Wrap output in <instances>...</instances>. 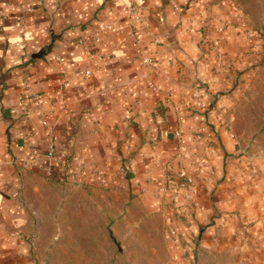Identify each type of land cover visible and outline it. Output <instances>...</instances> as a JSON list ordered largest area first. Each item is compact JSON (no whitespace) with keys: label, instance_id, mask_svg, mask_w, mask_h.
Instances as JSON below:
<instances>
[{"label":"crops","instance_id":"1","mask_svg":"<svg viewBox=\"0 0 264 264\" xmlns=\"http://www.w3.org/2000/svg\"><path fill=\"white\" fill-rule=\"evenodd\" d=\"M140 1L0 0V264H36L29 239L23 234L26 225L17 194L26 172L44 175L49 137L48 129L41 126V117L51 125L59 155L70 152L71 165L78 168L77 175L72 177L65 167H55L48 179L108 175L115 179L120 160L133 164L147 153L158 159L168 155L167 133L170 130L173 134L177 125L167 126L162 112H167L174 92L180 96L181 89H185L183 84L189 80L180 73L183 65L188 67L187 62H191L186 52L195 48L189 38L195 36H187L189 31L183 29L182 23L192 18L191 8L183 11L181 4L185 5L187 0H144L143 40L156 63L149 78H143L139 60L132 53L127 11L128 5ZM103 24L110 28L104 30ZM87 35L95 36V44L108 54L105 59H87L76 43L79 37ZM154 37L160 44L153 43ZM47 45H51L47 55L32 57ZM170 49L175 52L177 63L169 64ZM54 54L71 57L72 62L59 64L53 60ZM86 69H91L90 76L84 75ZM25 75L30 78L31 90L40 95V103L23 109L18 97ZM60 78L65 81L64 106L54 92ZM150 83L158 89L152 90ZM181 105L182 102H175L176 107ZM206 113L213 115L211 110ZM182 119L179 121L183 125L178 126L183 141L181 153L206 161L203 172L207 194L214 195L216 191L215 174L223 178L222 184H227L236 167L239 172L235 191L240 195V243L234 242L233 218L212 217L213 223H209L204 219L205 211L213 216L214 202L204 203L197 198L196 218L203 227L196 239L197 257L206 258L203 264H214L221 240L217 251L224 253L223 264H264V161L253 156H231L235 145L224 125H206L205 120L184 125ZM218 144L222 147L217 148ZM172 146L175 150L176 145ZM219 159L220 170L215 168ZM180 175H185V169H180ZM199 175L195 172L194 178L200 185L196 180ZM203 187L197 191H203Z\"/></svg>","mask_w":264,"mask_h":264},{"label":"rangeland","instance_id":"2","mask_svg":"<svg viewBox=\"0 0 264 264\" xmlns=\"http://www.w3.org/2000/svg\"><path fill=\"white\" fill-rule=\"evenodd\" d=\"M142 5L141 10L145 1ZM181 6L183 11L191 8L192 18L182 23L187 36H195L189 37L195 48L186 52L192 63L183 65L180 73L189 79L185 89L180 96L174 92L171 106L162 112L166 125H177L179 130L183 125L179 118L184 125L204 120L206 125H224L235 145L231 156L264 161V0H187ZM135 25L140 33L135 41L130 34L129 38L137 59L136 46L147 43L143 19ZM155 38L152 41L158 45ZM148 53L155 58L149 49ZM169 54V64L177 63L175 52L170 49ZM180 101L182 105L176 107ZM167 137L168 155L158 159L147 153L133 164L120 160L115 179L108 175L50 182L39 172H26L17 195L26 225L23 234L36 264H203L206 258L197 257L196 239L203 228L196 218L197 198L214 202L213 216L205 211L209 223L212 217L233 218L234 242L240 243L238 168L227 184L215 174L216 191L207 194L206 161L181 153L182 136L177 138L169 130ZM220 166L219 159L215 168ZM195 172L200 173L196 179L200 185ZM185 176L193 181L185 183ZM201 185L203 191L198 192ZM226 189L232 192L225 193ZM218 248L214 264H223L224 253Z\"/></svg>","mask_w":264,"mask_h":264},{"label":"built area","instance_id":"3","mask_svg":"<svg viewBox=\"0 0 264 264\" xmlns=\"http://www.w3.org/2000/svg\"><path fill=\"white\" fill-rule=\"evenodd\" d=\"M144 0H142L139 4H130L127 6V11L130 15V23H129V34L133 37L135 41V36L139 35V26H136L135 23H140L141 19V8L143 7L142 3ZM102 28L104 30H108L110 28L109 24H103ZM116 30L118 28H115ZM139 38V36H138ZM155 43L160 44V40L155 38ZM76 43L78 46L86 53L87 59L91 62H96L99 60L105 59L108 54L103 51L100 47H98L95 44V36L93 35H87V36H81L76 40ZM135 46V43H134ZM138 58H139V64L142 68V74L141 76L143 78H149L151 67L156 63V59L149 55L148 53V46L137 45L136 46ZM53 60L59 64H69L72 62L71 57H66L61 54H54ZM92 74L91 69H86L84 71L85 76H90ZM150 88L154 91L158 89L157 86H155L153 83L149 84ZM64 88H65V81L63 78H60L55 85L54 92L56 95V100L64 106L65 103V96H64ZM40 103V95L37 92H34L30 88V78L28 75H25L22 78L21 82V90L20 95L18 97V104L21 108L25 109L28 107V105H38ZM41 126L48 129V141H49V147L47 150V160L46 164L44 165V175L46 177H50L53 172V168L65 167L68 171V174L72 177H75L77 175V169L76 167H73L71 165L70 157L72 154L70 152L65 153L63 156H60L58 151L56 150L53 142V138L51 135V125H49L48 119L45 117H41L40 119ZM173 135L177 138H180L181 134L178 129H176L173 132ZM192 177L191 176H185V183H191Z\"/></svg>","mask_w":264,"mask_h":264},{"label":"water","instance_id":"4","mask_svg":"<svg viewBox=\"0 0 264 264\" xmlns=\"http://www.w3.org/2000/svg\"><path fill=\"white\" fill-rule=\"evenodd\" d=\"M51 50V45L44 46L40 48L37 52L32 54L33 58H43L45 55H47Z\"/></svg>","mask_w":264,"mask_h":264},{"label":"trees","instance_id":"5","mask_svg":"<svg viewBox=\"0 0 264 264\" xmlns=\"http://www.w3.org/2000/svg\"><path fill=\"white\" fill-rule=\"evenodd\" d=\"M47 180H49L50 182L58 181V179H53V178H51V179H48V178H47Z\"/></svg>","mask_w":264,"mask_h":264}]
</instances>
